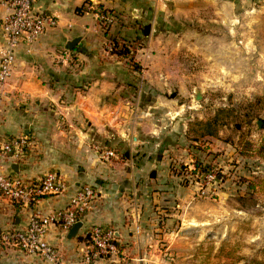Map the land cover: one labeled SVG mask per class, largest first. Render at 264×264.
Segmentation results:
<instances>
[{"label": "crops", "instance_id": "0c3cea01", "mask_svg": "<svg viewBox=\"0 0 264 264\" xmlns=\"http://www.w3.org/2000/svg\"><path fill=\"white\" fill-rule=\"evenodd\" d=\"M171 1L181 2L36 0L35 7L55 16L58 25L33 45L17 48L12 75L0 89V137H26L33 145L24 160L4 161L3 171L27 183L54 171L65 188L28 206L0 200V232L24 227L33 214L63 209L81 188L92 186L99 198L77 233L55 226L47 242L60 249L66 262L86 264V240L93 227L102 226L116 231L121 260L95 258L92 264H165L163 257L185 225V187L178 185L171 164L176 156L174 126L168 118L162 124L140 120L150 115L141 116L140 110L127 113L125 89L135 87L139 72L127 64L128 58L109 56L106 49L111 39L139 38V30L148 31L157 18H169L162 12ZM86 3L93 11L78 12ZM100 8L115 14L109 32L100 29ZM175 8H185V25L191 28L187 33L212 36L213 41L223 20L231 24L237 17L232 0H185V7L176 3ZM258 12L264 13V5ZM64 49L72 59L62 55ZM131 116L137 119L131 121ZM104 149L116 152L117 158L102 160ZM0 264L50 263L0 242Z\"/></svg>", "mask_w": 264, "mask_h": 264}, {"label": "rangeland", "instance_id": "374dc122", "mask_svg": "<svg viewBox=\"0 0 264 264\" xmlns=\"http://www.w3.org/2000/svg\"><path fill=\"white\" fill-rule=\"evenodd\" d=\"M232 1L237 17L223 20L215 41L187 33L185 8L175 11L185 0L166 3L162 15L170 17L139 30V38L117 40L130 52L127 64L140 68L135 87L125 89V110L149 113L140 120L156 124L168 118L174 126L171 164L185 187V225L165 264L264 261V13L258 12L264 2ZM89 6L84 11H93ZM106 12L108 20H98L103 32L115 22L113 11ZM113 44L106 51L117 57ZM196 164L217 178L205 185L204 177L191 175Z\"/></svg>", "mask_w": 264, "mask_h": 264}, {"label": "built area", "instance_id": "2783aa9c", "mask_svg": "<svg viewBox=\"0 0 264 264\" xmlns=\"http://www.w3.org/2000/svg\"><path fill=\"white\" fill-rule=\"evenodd\" d=\"M35 3L36 0H0L1 90L8 84L12 75L17 48L24 43L33 45L58 25L55 16L38 10ZM89 8L93 9V6ZM102 13L100 10L96 11V18L105 22L109 17ZM69 57L70 53L65 52V58ZM32 147V142L26 137H0V200L9 205L28 206L38 202L40 197L61 194L65 188L63 177L54 171L30 183L25 182L22 177L14 174L8 175L3 171L4 161L24 160ZM101 157L104 160H112L117 158V153L105 150L101 151ZM199 175L206 180L205 185H209L217 178V175L210 171ZM98 198L99 192L94 187L85 186L76 192L65 208L55 210L48 215L33 214L24 227H14L0 232V242L23 254L39 255L50 264H72L63 259L59 248L47 242V235L55 226H60L64 233H69ZM89 237L90 243H88V251L85 255L86 264H92L95 258H119L120 249L115 230L95 226L91 229Z\"/></svg>", "mask_w": 264, "mask_h": 264}, {"label": "trees", "instance_id": "16d2710c", "mask_svg": "<svg viewBox=\"0 0 264 264\" xmlns=\"http://www.w3.org/2000/svg\"><path fill=\"white\" fill-rule=\"evenodd\" d=\"M83 10H84V8H79V10H77V11L81 12ZM106 14H107V12L105 10L104 11V16H106ZM112 41L114 43L113 44V47H114L113 48V52H114V54L117 55V57H119L121 59H126V58H128L130 56V52H129V50L127 48H123L122 46L120 47V45H119V43L117 42L116 39H112ZM132 66L137 71L140 69L139 66L134 65V63L132 64ZM209 135L212 136L213 134H209ZM260 153L263 155V158H264V145L261 147ZM205 171H206L205 167L201 168V165L196 164L194 166L193 172H191V175L195 177V176H197V175H199V174H201V173H203ZM86 241H87V243H90V237H88ZM248 264H264V261H260V260L254 259V260H250L248 262Z\"/></svg>", "mask_w": 264, "mask_h": 264}, {"label": "water", "instance_id": "95a60500", "mask_svg": "<svg viewBox=\"0 0 264 264\" xmlns=\"http://www.w3.org/2000/svg\"><path fill=\"white\" fill-rule=\"evenodd\" d=\"M79 42V40H75L74 42L71 43V47L69 48L71 51L73 50V47ZM261 124V122H260ZM18 165H14L13 168H17ZM81 227V222L77 223L73 228L72 230L70 231L71 234L75 235L78 231V229Z\"/></svg>", "mask_w": 264, "mask_h": 264}]
</instances>
